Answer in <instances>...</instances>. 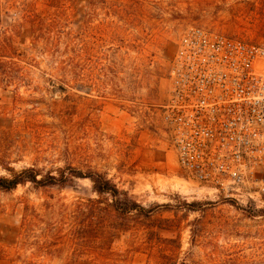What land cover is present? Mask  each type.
Masks as SVG:
<instances>
[{
    "label": "rangeland",
    "instance_id": "1",
    "mask_svg": "<svg viewBox=\"0 0 264 264\" xmlns=\"http://www.w3.org/2000/svg\"><path fill=\"white\" fill-rule=\"evenodd\" d=\"M191 25L264 45V0H0V177L100 172L155 209L84 254L63 241L75 203L98 196L90 178L0 189V264H264V203L213 196L167 139Z\"/></svg>",
    "mask_w": 264,
    "mask_h": 264
},
{
    "label": "built area",
    "instance_id": "2",
    "mask_svg": "<svg viewBox=\"0 0 264 264\" xmlns=\"http://www.w3.org/2000/svg\"><path fill=\"white\" fill-rule=\"evenodd\" d=\"M169 75L162 119L188 178L213 196L264 203V45L191 25Z\"/></svg>",
    "mask_w": 264,
    "mask_h": 264
},
{
    "label": "trees",
    "instance_id": "3",
    "mask_svg": "<svg viewBox=\"0 0 264 264\" xmlns=\"http://www.w3.org/2000/svg\"><path fill=\"white\" fill-rule=\"evenodd\" d=\"M58 172L60 177L54 175L52 172L43 175L40 170L29 167L21 172H14L11 178L0 177V189L12 190L19 184H24L30 181L37 185H50L59 183L65 185L68 180L73 177H88L93 183V188L96 198H88L84 202H76L75 209L70 214L75 221L69 232L66 234V240L63 241L64 245H69L75 249V252L89 254L94 248V244L101 236L108 237L118 233L120 230L128 231L133 225V215L146 216L151 218L155 209L146 208L141 203L133 199L127 191L120 190L117 185L109 179L105 174L100 172L91 171L89 174H82L76 170H72L66 174L65 169L59 168ZM65 214L64 220L69 218ZM56 228H47L46 235L57 238L61 231ZM57 250H48V254H53ZM110 255L105 254L107 259ZM24 264H43L33 261H24Z\"/></svg>",
    "mask_w": 264,
    "mask_h": 264
}]
</instances>
